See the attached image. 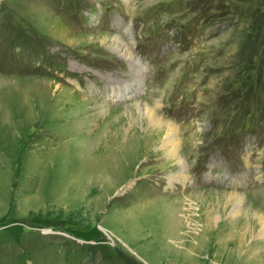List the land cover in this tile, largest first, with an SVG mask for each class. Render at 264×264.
<instances>
[{"label":"rangeland","instance_id":"1","mask_svg":"<svg viewBox=\"0 0 264 264\" xmlns=\"http://www.w3.org/2000/svg\"><path fill=\"white\" fill-rule=\"evenodd\" d=\"M0 264H264V0H0Z\"/></svg>","mask_w":264,"mask_h":264},{"label":"bare ground","instance_id":"2","mask_svg":"<svg viewBox=\"0 0 264 264\" xmlns=\"http://www.w3.org/2000/svg\"><path fill=\"white\" fill-rule=\"evenodd\" d=\"M120 44V43H119ZM117 46V45H116ZM119 47V46H118ZM117 47V48H118ZM121 49V48H120ZM124 49V48H123ZM127 49V48H125ZM123 56L125 57V59H129L132 63V66L134 67H138L139 68V71H142V72H146L147 71V67L146 65L142 64L138 59H135L134 57H132L133 55L130 53L129 51V48L126 50L125 53H122ZM123 57V58H124ZM150 113V120L154 123L158 122L157 118H156V112H153V111H149Z\"/></svg>","mask_w":264,"mask_h":264}]
</instances>
